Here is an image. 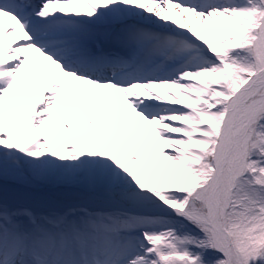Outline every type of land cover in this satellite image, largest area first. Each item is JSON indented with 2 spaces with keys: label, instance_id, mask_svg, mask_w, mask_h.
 I'll return each instance as SVG.
<instances>
[{
  "label": "snow or ice",
  "instance_id": "snow-or-ice-1",
  "mask_svg": "<svg viewBox=\"0 0 264 264\" xmlns=\"http://www.w3.org/2000/svg\"><path fill=\"white\" fill-rule=\"evenodd\" d=\"M0 264H264V0H0Z\"/></svg>",
  "mask_w": 264,
  "mask_h": 264
}]
</instances>
